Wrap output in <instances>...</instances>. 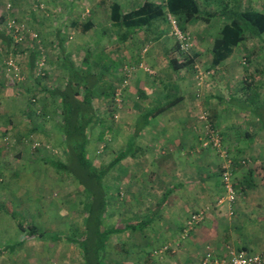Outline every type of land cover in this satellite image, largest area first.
<instances>
[{"label": "rangeland", "instance_id": "rangeland-1", "mask_svg": "<svg viewBox=\"0 0 264 264\" xmlns=\"http://www.w3.org/2000/svg\"><path fill=\"white\" fill-rule=\"evenodd\" d=\"M99 1L0 0V18L5 17L1 27L13 35L17 45L7 48L0 44V264H83L76 247L67 242L51 246L49 242L31 238L13 252L4 251L7 244L23 238L8 211L21 214L50 233L73 235L84 226L88 201L82 187L45 162L46 159H63V144L57 130L60 107L43 90L62 84L66 77L58 62L60 51L56 46L55 31L60 27L68 36L66 49L77 66L83 60L86 47L95 52L97 61L106 64L107 55L120 62L107 78L116 88L115 98L97 102L103 125L89 132V154L97 166L108 164L133 136L135 109L140 111L171 92L174 96L193 94L190 108L199 110V115L189 121L196 136L194 149L178 150L177 139L171 142L169 133L164 136L144 133L141 136L149 153L138 159L128 158L112 170L105 180L111 195L108 224L121 227L123 222H137L150 215L158 202V192L165 189L166 182H177L184 174L189 175V171L208 176L213 184L227 170L231 183L238 184L234 201L229 199L228 193L225 196L232 207L240 200L246 203L250 195L249 202L255 204L254 216L264 214V33L240 43L235 53L217 69L211 67L210 56L215 39L225 25L231 23L227 15L246 10L264 14V0H213L214 4L197 0L205 18L211 5L216 14L208 23L201 24V28L196 27L195 35L183 32L178 22L188 44L182 50L183 56L194 57L195 62L192 67L177 72L168 70L167 61L162 58L159 59L161 69L151 68L147 60L151 43L139 38L121 47L122 51L106 52L108 42L102 38V31L108 26L109 11L99 6ZM113 1L128 12L147 0ZM226 1L229 7L224 5ZM92 13L95 27L90 33L78 35L71 29L72 19L86 21ZM169 28L166 47L178 43L171 24ZM32 50L37 55L34 67L30 61ZM144 74L151 76L155 85H143L140 79ZM136 80L140 81V86L135 84ZM248 84L250 88L245 89ZM133 88L141 91L145 88L148 97L139 98ZM30 107L35 113H31L35 125L29 123L25 114ZM244 107L254 112L245 111ZM167 118L171 120L157 118V124H165ZM103 132L106 137L101 140ZM246 134L253 138L251 143H245L251 139L245 138ZM212 141H216V145ZM187 153H192L191 159L197 163L206 158L208 164H182ZM233 161L237 163L233 168L235 176H231ZM248 179L252 182L250 188L246 187ZM224 187L222 184L221 189ZM199 212L206 214L205 210ZM217 212L218 218L228 222L236 218L232 208L224 211V215L223 211ZM185 229L186 232L187 226ZM255 230L259 234L255 239L264 247V237L260 235L264 234V229ZM149 242V234L141 236L138 232L113 236L111 247L106 249L107 264H158L169 247L164 245L154 251L153 242Z\"/></svg>", "mask_w": 264, "mask_h": 264}, {"label": "trees", "instance_id": "trees-1", "mask_svg": "<svg viewBox=\"0 0 264 264\" xmlns=\"http://www.w3.org/2000/svg\"><path fill=\"white\" fill-rule=\"evenodd\" d=\"M210 2L214 4L213 0H207L206 3ZM224 5L229 7L230 3L226 1ZM99 6L109 11L108 26L103 29L102 38H106L108 42L106 50L109 46H114L111 53L118 52L122 45L134 40L137 34H140L146 42L160 41L167 32L166 28L170 25L169 15L177 19L181 24L182 31L185 32L187 23L198 19L209 22L210 17L216 14V12H207L208 18H205L197 0H165L164 3L147 0L138 8L128 12H124L122 6L113 0H100ZM227 19L231 23L225 25L211 49L212 68H217L228 60L235 53L240 43L246 39L257 38L264 33V14L261 12L254 10L231 12L227 15ZM4 22L5 17H1L0 44H5L7 48H10L15 45V40L13 35L2 29L1 26ZM70 27L78 35L90 33L95 27L94 14L92 13L86 21L72 19ZM55 37L57 49L60 51L58 62L66 77L62 84L43 90L48 98L56 101L55 103L60 107L61 119L57 124V130L61 135L60 138L63 144V159H46L45 162L57 173L73 178L82 187L88 201L84 226L82 231L78 229L73 235L50 233L29 222L21 214L4 210L8 211L18 230L23 234L21 240L7 244L4 251L13 252L16 247L23 246L31 238L49 242L51 246L67 242L76 247L77 252L82 257L83 264H107L105 255L110 237L125 231L137 232L149 228L155 221L159 208L167 202L172 193L180 188V185H175L169 191H166L156 210L150 215L137 222H123L121 227H117L107 223L111 195L105 180L119 163L127 158L139 157L141 149L136 145V137L140 134L141 129L148 125L152 119L183 101L184 97L181 94L174 96L169 92L164 102L152 106L143 116L138 118L136 132L127 147L119 151L108 164L97 166L89 154L91 143L89 132L103 125L97 102L103 99L115 98L116 88L107 78L117 70L120 64L107 55L106 64L97 61L95 52L86 47L83 60L77 66L71 59L70 53L67 52L68 36L65 34L63 27L56 29ZM36 56V53L32 50L30 52L31 67L35 65ZM168 59L170 68L175 72L192 67L195 62L194 57L184 58L179 42L169 54ZM248 88H250V84L245 89ZM244 110L250 113L254 112L245 107ZM31 113H34L32 107L25 114L29 123L35 125ZM105 137L106 132H103L100 134L99 139L104 140ZM245 137L253 140L250 135H245ZM232 163L231 176H235L233 168L237 163L235 161ZM219 178L221 185L225 186L222 174L219 175ZM239 184L240 187L244 185L242 181ZM232 185L234 190L237 191L238 184L234 181ZM250 185H252V182L248 179L246 187L250 188ZM224 188V192L227 194L226 187Z\"/></svg>", "mask_w": 264, "mask_h": 264}, {"label": "crops", "instance_id": "crops-1", "mask_svg": "<svg viewBox=\"0 0 264 264\" xmlns=\"http://www.w3.org/2000/svg\"><path fill=\"white\" fill-rule=\"evenodd\" d=\"M150 1L164 3L165 0ZM206 12H214L213 5H211V7H208ZM203 23L208 22L202 19H198L187 23L185 25V31L189 32L190 34L193 33L195 35V28H201V24ZM206 28L207 25L205 24L204 29ZM166 30L167 32L164 37L160 41L151 42V47L148 49L147 60L150 63V67L153 69H161V62L159 60L161 58V60L166 59L167 61L165 67H167L168 70L171 69L168 57L171 51L174 49L175 44L170 47L165 46V43L169 42V26L166 28ZM138 38L146 41L141 37L140 34H137V36L135 37V39ZM132 41L133 40L125 43L121 47H127L128 44ZM138 49L141 51V47H139ZM122 50L123 49H120L119 51ZM112 51L113 49H111V51L106 50V52ZM67 52L70 53L68 49ZM112 59L116 60L115 58ZM116 61L119 62L118 60ZM146 75L144 74V76L140 79L142 81L141 83H143V85H155V81L152 80L153 78ZM164 81L165 83H167L166 79ZM164 81L162 80L161 84L165 86ZM135 84L140 86V81L136 80ZM143 89L145 90V88ZM133 90H135L136 93L138 92V97L141 99H146L148 97L144 90L141 91L137 90L136 88H133ZM180 94L184 97L183 101L170 108L168 111L162 113L158 117L152 119L148 125L141 129L140 134L136 137V145L141 149V152L139 153V157L133 159L142 158L143 156H145V154L149 153L147 146L144 145L146 142L143 141L141 136V134L144 133H157L161 136L169 133L171 135L169 137V139L171 138V142L177 139L178 142L176 143L179 144L177 146V149L180 151H185V149L189 151L196 147V136L195 134H193L192 129H190L189 121L192 119V117H196L199 115V110H192L190 108L191 104L193 103L191 102L193 101V94ZM166 95L167 94L161 96L160 100H151L152 102L147 106L142 107L140 111H138L137 109L134 110L135 116L137 117L135 120L134 133L136 132L138 118L140 116H143L149 109H151L152 106L164 102ZM218 100L220 102H223V99L221 98H219ZM165 117H169L171 118V120L169 121V119L167 118L165 124H157V118L160 119ZM180 133L183 136L181 135V138H178V135ZM185 136H188L187 140H185ZM131 138L132 136L129 138L123 149L127 147ZM251 142V139L245 141V143ZM168 154L169 152L166 154V156ZM191 154L192 153H187L181 163L187 164V166H191L193 164V166H195V164L204 166L208 164L206 162V158L197 163L196 161L191 159ZM191 170L193 169L191 168ZM219 179L220 178L217 177L216 180H214L213 184H211L208 176L198 173L195 174L193 171H189V175L184 174L182 176V179L177 182H173L172 180V183H170L168 182V180L166 182L167 184L165 189L161 192H158V202L153 209V212L154 210H156L158 203L162 200L164 193L166 191H169L173 186L180 185V188L172 193V195H170V197L167 199V202L159 208V211L156 215L157 219H155L151 226L143 231H137L141 236L149 234V243L153 242V246L156 247H153L154 251H157L164 245H168L169 249L167 250V254L165 255V252L162 254L163 258H161V260H159L160 258L158 259V264H201L203 261L202 257H204L207 251H209L210 249H212L216 255L222 256L225 255V253H227V251L229 250H238L245 248L264 257V247L260 246L255 239V235H259L258 232H255V229H264V214H260V216L258 217L254 216L256 214L254 212L255 204L254 202H249L250 195H248V201L246 203H243L242 200H240L238 204L234 203V206L232 207V205L227 201L225 197L226 193L223 189H221V182ZM147 196L144 195L143 197ZM214 197H217L216 200L214 199ZM140 205L142 204L140 203ZM231 208L233 209V211H235L236 214V218H231L233 221L231 220V222H228V220H222L218 218L219 213L217 212V210H219L220 212L223 211L222 215H224V211H230ZM204 210L206 211V214L203 221L199 225H197L194 231L188 236L189 233L185 232V227L190 213ZM149 229L150 232L147 233L146 231ZM260 235L264 237V234L260 233ZM113 236L115 235H112L110 237L108 247H111L110 243Z\"/></svg>", "mask_w": 264, "mask_h": 264}, {"label": "built area", "instance_id": "built-area-1", "mask_svg": "<svg viewBox=\"0 0 264 264\" xmlns=\"http://www.w3.org/2000/svg\"><path fill=\"white\" fill-rule=\"evenodd\" d=\"M168 19L173 28L174 34L181 45V49L185 50L188 47L187 39L185 35L179 30L177 19L171 15L168 16ZM11 64L13 63L11 62ZM212 142L214 143V145H216L217 143L216 141ZM223 180L227 193L229 195V199L231 201H234L236 192L231 183L230 172H228L227 170L223 174ZM204 216L205 214L203 212L193 214L187 221L186 232L189 233L190 230L194 229L195 226L199 225L203 221ZM165 249L167 250L168 248L165 247ZM201 264H264V257H262L258 253H254L244 249L229 250L227 251V253H225V255L222 256L216 255L214 252L209 250L204 256V259Z\"/></svg>", "mask_w": 264, "mask_h": 264}]
</instances>
